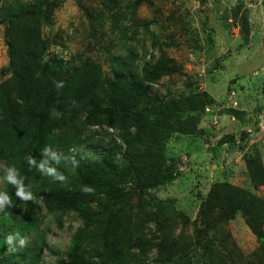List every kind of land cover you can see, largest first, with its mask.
I'll list each match as a JSON object with an SVG mask.
<instances>
[{
    "label": "trees",
    "instance_id": "obj_1",
    "mask_svg": "<svg viewBox=\"0 0 264 264\" xmlns=\"http://www.w3.org/2000/svg\"><path fill=\"white\" fill-rule=\"evenodd\" d=\"M57 1L3 0L0 5L9 55L0 70V76L7 75L0 82V162L15 164L36 198L21 201L15 186L4 182L0 187L13 197L0 211V240L19 231L28 241L15 250L0 241V264H44L46 252L56 264H264V197L245 187L226 179L214 183L207 195H200L194 218L179 212L177 235L174 217L165 214L170 213L167 200L132 202L173 182L177 160L169 156V143L180 135L205 134L198 121L214 100L190 80L176 94L170 88L166 94L150 92L151 83L179 69L155 32L153 45L162 54L154 65L152 60L140 64L132 44L114 52L118 45L108 25L129 40L136 39L141 27L151 31L157 20L140 18L138 9L146 2L154 6V0H103L100 9H84L90 22L88 43L106 53L109 72L87 51L69 60L48 55L54 39L44 35L43 27L54 21ZM240 10V5L234 9V17L249 34L247 12ZM232 111L250 118L243 108ZM233 140L225 135L211 149ZM86 144L92 152L80 150ZM45 146L59 156L58 161L49 159V166L63 179L27 165L28 156L44 159ZM246 165L252 184L264 185L262 158L250 155ZM84 186L94 191L85 193ZM48 215L61 228L65 216L81 220L65 250L50 244ZM239 215L259 242L251 256L227 229ZM217 247L220 252H214Z\"/></svg>",
    "mask_w": 264,
    "mask_h": 264
},
{
    "label": "rangeland",
    "instance_id": "obj_2",
    "mask_svg": "<svg viewBox=\"0 0 264 264\" xmlns=\"http://www.w3.org/2000/svg\"><path fill=\"white\" fill-rule=\"evenodd\" d=\"M2 1L0 0V5ZM57 2L59 5L54 21L43 27L44 35L50 40L54 39L48 55L57 54L60 58L69 60L72 55L77 56L82 51H87L90 57L99 60L109 72V63L104 59L106 53L88 43L90 22L84 14V9L89 7L100 9L103 0ZM154 2V6L146 2L138 9L140 18L157 21L150 24L151 31L141 27L136 39L124 38L108 25L111 38L118 45L114 52L122 53L126 45L132 44L140 64L152 60L154 65L162 54L153 45L155 38L152 32H155L179 69L164 75L158 82L151 83L150 92L166 94L170 88L176 94L190 80L195 88L207 92L214 99L206 107V114L198 121L205 134L180 135L173 137L169 143V156L177 160L173 167V182L151 189L143 198L135 196L132 201L136 204L138 200L146 199L152 203L158 197L167 200L165 207L170 213L165 214L174 217L172 224L178 226L177 235L182 225L179 212H185L194 218L200 195H207L209 188L218 181L226 179L264 197V185L255 187L252 184L246 165V159L250 155H258L264 161V107L262 103H257L258 99L255 97L256 92L261 98L264 95V0ZM239 5L240 13L247 12L249 34L242 31L240 20L234 17V9ZM153 8L160 12L156 14ZM125 24L130 30L134 27L128 20ZM5 28L6 23H0V70L9 63ZM171 35L173 39L170 38ZM111 38L108 35L104 41ZM6 77L7 75L0 76V82ZM240 97L245 101V107L250 109L246 110L250 118L241 119L232 111L243 107ZM235 99L239 102L237 106L233 105ZM228 134L234 136L233 141L223 143L216 151L211 149L220 138ZM81 149L89 152L93 150L89 144L82 145ZM2 166L4 164L0 162V171ZM3 185L4 181L0 178V187ZM64 220L63 228L50 215L45 221L50 244L60 250L69 246L73 232L81 224V220L73 215L65 216ZM227 229L232 232L242 250L251 256L259 242L244 219L239 215L230 220ZM186 233H192V226ZM220 251L217 247L214 252ZM155 254V250L151 252L150 259ZM214 263L219 264L216 260ZM44 264H56L55 256L46 252Z\"/></svg>",
    "mask_w": 264,
    "mask_h": 264
},
{
    "label": "clouds",
    "instance_id": "obj_3",
    "mask_svg": "<svg viewBox=\"0 0 264 264\" xmlns=\"http://www.w3.org/2000/svg\"><path fill=\"white\" fill-rule=\"evenodd\" d=\"M63 82L57 85V87H62ZM207 109V108H206ZM44 159L39 162L32 156L26 157L27 165L30 168H35L40 171L46 172L50 176H56V169L49 166V159L59 160V156L55 151L52 150L51 146H45L43 149ZM0 178L9 185L15 186L16 188V197L21 201L35 200L34 193L32 188L26 190L25 178L21 173V170L15 165L2 166V171H0ZM57 179H63L62 175L56 176ZM85 193H92L94 189L90 186H84L81 189ZM12 194L5 190H0V211H3L6 205L12 202ZM20 237L17 241V237ZM3 243H6L9 247L15 250L16 247L23 248L27 244V237L25 235L20 236V232L16 231L14 233H9L3 237Z\"/></svg>",
    "mask_w": 264,
    "mask_h": 264
},
{
    "label": "crops",
    "instance_id": "obj_4",
    "mask_svg": "<svg viewBox=\"0 0 264 264\" xmlns=\"http://www.w3.org/2000/svg\"><path fill=\"white\" fill-rule=\"evenodd\" d=\"M259 92H260V91H259ZM255 97H256V99H258V100H257V103H262V107H264V95H263V97L261 98V97L258 96V94H257V92H256ZM244 103H245L244 100H241V104L243 105V107H241V108H243V109H245V110H247V111H250V109H249L248 107H245ZM263 110H264V109H263Z\"/></svg>",
    "mask_w": 264,
    "mask_h": 264
},
{
    "label": "built area",
    "instance_id": "obj_5",
    "mask_svg": "<svg viewBox=\"0 0 264 264\" xmlns=\"http://www.w3.org/2000/svg\"><path fill=\"white\" fill-rule=\"evenodd\" d=\"M238 100L235 99V101L233 102L234 106H237L239 102H237Z\"/></svg>",
    "mask_w": 264,
    "mask_h": 264
}]
</instances>
